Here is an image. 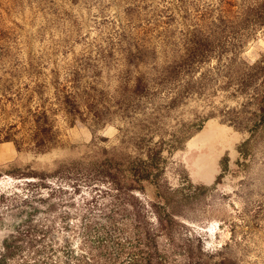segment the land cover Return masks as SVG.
Returning <instances> with one entry per match:
<instances>
[{
    "label": "rangeland",
    "instance_id": "obj_1",
    "mask_svg": "<svg viewBox=\"0 0 264 264\" xmlns=\"http://www.w3.org/2000/svg\"><path fill=\"white\" fill-rule=\"evenodd\" d=\"M261 1L0 0V196L26 194L23 171L50 172L98 148L130 146L132 132L147 130L160 108L166 120L149 141L185 136L176 148L164 147L160 180L194 196L177 217L180 242L213 260L264 264V133L254 137L229 122L246 117L239 115L247 89L240 59L251 63L264 50V28L249 32L245 22ZM236 31L245 39L230 69V53L191 63L197 41L220 35L223 42ZM173 62L175 76L165 81ZM140 77L148 97L131 100ZM176 92L179 105L164 112ZM66 95L76 105L70 114ZM38 119L51 137L41 151L32 142ZM90 190L81 184L73 200L89 199ZM150 191L133 194L154 221ZM1 212L0 243L20 219Z\"/></svg>",
    "mask_w": 264,
    "mask_h": 264
},
{
    "label": "trees",
    "instance_id": "obj_2",
    "mask_svg": "<svg viewBox=\"0 0 264 264\" xmlns=\"http://www.w3.org/2000/svg\"><path fill=\"white\" fill-rule=\"evenodd\" d=\"M245 22L249 32L264 28V0L251 10ZM238 33L240 31L223 42L220 35L217 39L205 37L197 41L190 52L191 63L208 60L211 56L220 60L223 54L230 53L233 57L227 64L230 69L236 64L234 59L241 46L243 48L241 41L245 37ZM240 61V85L243 89L250 88L242 92L245 102L239 113L240 116L246 113V117L235 121L234 115L229 122L236 129L257 137L255 134L264 133V50L251 63L242 58ZM177 65L175 62L167 65L170 73L165 81L173 79ZM145 87L142 78H137L131 100L148 97ZM182 97L181 92H176L162 107L164 112L174 110ZM63 105L67 114L76 106L68 95ZM164 120V113L157 108L148 117L147 130L132 132L130 146L98 148L79 159L59 162L50 172L28 170L18 174L25 179L21 184L26 194L15 191L0 196L1 214L17 213L20 217L0 243V264H237L220 253V257L213 260L215 256L207 255L202 248L194 252L180 242L181 223L177 217L182 216L194 196H190L188 187L181 190L182 194L171 192L160 180L164 147L176 148L185 137L172 133L170 141H149L158 127L164 125ZM50 139L48 130L38 119L32 136L36 150L41 151ZM247 144L249 139L240 146L242 154ZM48 178L62 183L53 185L46 182ZM70 182L71 185L67 184ZM81 184L91 187L93 194L89 199L81 195L73 200L80 195ZM99 184L104 186L101 191L97 190ZM150 187L147 205L154 221L149 220L148 211L133 194L144 193ZM42 189L47 191L43 194ZM100 193L102 195H98ZM104 197L108 202H102ZM52 199L58 200L47 203L39 211L38 204ZM177 255L183 257L182 262L175 260Z\"/></svg>",
    "mask_w": 264,
    "mask_h": 264
}]
</instances>
